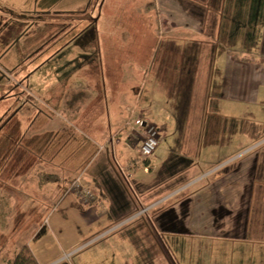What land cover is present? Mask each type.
<instances>
[{"label": "crops", "instance_id": "0c3cea01", "mask_svg": "<svg viewBox=\"0 0 264 264\" xmlns=\"http://www.w3.org/2000/svg\"><path fill=\"white\" fill-rule=\"evenodd\" d=\"M82 2L0 0V60L8 44L34 37L41 16L50 23L85 12ZM140 7L149 13L150 52L129 55L125 71L120 56L106 69L99 54V77L68 72L71 94L81 95L63 109L38 102L30 116H16L25 110L19 97L37 93V73L0 81V132L12 138L0 148V174L15 178L0 199V237L12 238L1 263L27 246L38 264H264V138L217 134L216 112L208 114L216 105L231 112L264 102V0ZM250 36L259 50L243 46ZM133 120L159 133L142 164ZM78 177L95 196L81 212L67 191Z\"/></svg>", "mask_w": 264, "mask_h": 264}, {"label": "rangeland", "instance_id": "374dc122", "mask_svg": "<svg viewBox=\"0 0 264 264\" xmlns=\"http://www.w3.org/2000/svg\"><path fill=\"white\" fill-rule=\"evenodd\" d=\"M147 1L83 0L80 10L85 9V12L72 13L66 18L58 17L50 23L41 16L39 25L33 30L34 37L31 36L18 43L15 41L8 44L10 55L6 59L0 60V81L2 83L20 81L21 79L17 78V71L22 70H33L38 76L39 87L35 91L37 92L35 97L27 96L28 93L19 95L20 100L23 96L25 97L23 99L25 110L20 109L18 113V108H16V116L20 114L24 117L30 116L32 113L30 105L38 102L53 106L59 111L68 105L71 96L74 99L76 96L80 97L81 92L79 91L71 94V84H69L66 75L70 71L78 73L83 69H89L91 74L99 77L101 68L99 54L108 58V60H104L106 69L112 56H120L122 61L125 60L121 61V69L125 71L129 55L149 53L151 46L144 43L146 32L144 26L149 21V13L146 14L145 9L140 7ZM54 14L59 13H51V15ZM16 24L19 25V21L14 23V27L9 26L5 30L8 33L12 32L11 30L17 26ZM249 29L250 33L254 32L251 24H249ZM254 38L255 36H250L243 42V46L249 52L254 47L258 50L261 47L259 41L254 44ZM163 48V45L158 46L157 53H160ZM18 52L22 58L18 59L19 55L16 54ZM13 83L12 87L15 86ZM125 87L127 86L124 85L122 90ZM112 96L113 94L108 89L105 98L109 104L112 103ZM97 100L100 106L99 101H104L102 92H99ZM258 101H261L259 97ZM221 107L222 105L220 107L216 105V109L208 108V114H211L212 111L216 112V122L212 128L214 132L232 136L248 134L257 138L258 141L264 138V102H257L256 106L251 104L237 110L233 109L231 112H225ZM2 109L0 106V113ZM90 109L94 117H98L100 120L106 118V113L101 114L100 108L99 110L92 107ZM37 110L40 111V107ZM12 115L13 112L9 117L5 114L2 115V118L5 117L3 121L6 122ZM1 125L2 123H0V127ZM156 133L159 134L157 130ZM11 141L9 133L0 132V148L5 144H10ZM13 180L15 178L6 176L5 172L0 174V199ZM70 197L72 198L71 195ZM73 206L81 212L77 202L73 203ZM53 208L54 206L51 204L49 208L51 212ZM11 239L0 237V250H2L0 259L10 250ZM0 264L3 263L0 261Z\"/></svg>", "mask_w": 264, "mask_h": 264}, {"label": "built area", "instance_id": "2783aa9c", "mask_svg": "<svg viewBox=\"0 0 264 264\" xmlns=\"http://www.w3.org/2000/svg\"><path fill=\"white\" fill-rule=\"evenodd\" d=\"M132 127L136 128L137 135L140 137L139 160L141 161H139V163L142 164V162L148 161L153 157L158 146L156 128L154 125L144 123L140 120H133ZM134 165L138 166L136 163ZM142 169L144 172L149 171L147 165H143ZM120 173L125 180L128 179L129 176L121 169ZM67 191L74 194L76 202L80 208L91 205L95 199L94 193L88 187L82 184L79 177L69 182ZM143 212L144 210H142V213Z\"/></svg>", "mask_w": 264, "mask_h": 264}, {"label": "trees", "instance_id": "16d2710c", "mask_svg": "<svg viewBox=\"0 0 264 264\" xmlns=\"http://www.w3.org/2000/svg\"><path fill=\"white\" fill-rule=\"evenodd\" d=\"M240 61H252V58L248 57H238ZM9 264H38L32 255L30 249L27 246H22L18 252L14 253L9 262Z\"/></svg>", "mask_w": 264, "mask_h": 264}]
</instances>
